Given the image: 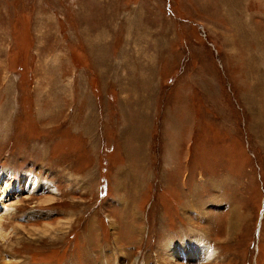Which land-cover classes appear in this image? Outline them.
Listing matches in <instances>:
<instances>
[{
  "label": "rangeland",
  "instance_id": "374dc122",
  "mask_svg": "<svg viewBox=\"0 0 264 264\" xmlns=\"http://www.w3.org/2000/svg\"><path fill=\"white\" fill-rule=\"evenodd\" d=\"M263 74L264 0H0V173L55 195L19 202L0 257L158 264L194 240L264 264Z\"/></svg>",
  "mask_w": 264,
  "mask_h": 264
},
{
  "label": "bare ground",
  "instance_id": "6f19581e",
  "mask_svg": "<svg viewBox=\"0 0 264 264\" xmlns=\"http://www.w3.org/2000/svg\"><path fill=\"white\" fill-rule=\"evenodd\" d=\"M251 98L256 99V96L251 94ZM249 103H247V104H249ZM262 106H264V104ZM262 106L260 105V107H259V106H255V104H254L252 106L250 105L249 107L245 108V110L247 109V115L250 117L249 126H250L251 130H253L251 126L254 125L255 122H259L257 117H256V111L258 109H259L258 113H259L261 119L264 120V114L260 113V108ZM177 119H178V117H177ZM261 128H262V126H261ZM263 132H264V130H263ZM171 138H173V137H171ZM178 140H177V142H178ZM185 156H189V155L185 154ZM182 158L185 160V158L183 157V154L180 155V157H178V156L173 157V160L179 162V164L176 165V166L179 165V168H180V165L182 162ZM11 179H12V176H11L10 172L7 171V172H4L3 174L0 173V245L5 246L6 248H7V246H9L10 248L9 249L7 248L9 251L12 250V247H11L12 246L11 243L13 242L12 240L14 238L19 240L20 239V236H19L20 229H24L22 227V225L19 226V224H17V226H14V227L12 226V224H10L12 226L10 229L8 227H6V224L9 223V222H6V220L11 221L13 219V215L16 213L17 206H20L19 202L31 199V196L35 192L39 193V194H49L50 196H55L54 195V189L49 183H47V182L39 183V182H37L36 178L30 174H23L21 177H19L17 179V181L14 180V181H16V182L13 181L15 183L14 186L12 188H9V186H10L9 183H10ZM47 201L48 202L53 201V199L45 198L44 202H47ZM32 213H31V211L26 212L25 216L30 218L32 216ZM4 225L6 228H8V230H5ZM59 226L61 228H59ZM67 226H68L67 223H65V224L60 223L58 226H56V229H54V230H55V232H57V230H60V232L63 233L62 230H65ZM54 230L53 229L49 230V231L45 230V232H52ZM57 233H59V232H57ZM57 233H55V234H57ZM32 235H34V234H32ZM185 241L186 242L181 244V245H179L177 243H173V242L169 243L170 241H168L167 244H163L161 246L162 249H160V251L157 252L156 259H157L158 264H182V263H186V264L207 263L208 264V262H210L211 260L212 261L214 260L216 252L214 250H212L211 246L204 245V244L200 243L199 241H194V240L193 241L185 240ZM24 258L25 257L22 258V257L15 256L13 253L9 252L5 256L0 257V264H27L28 261L26 262V260Z\"/></svg>",
  "mask_w": 264,
  "mask_h": 264
}]
</instances>
